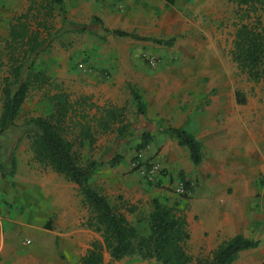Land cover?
<instances>
[{"label": "crops", "instance_id": "crops-1", "mask_svg": "<svg viewBox=\"0 0 264 264\" xmlns=\"http://www.w3.org/2000/svg\"><path fill=\"white\" fill-rule=\"evenodd\" d=\"M31 1L0 0V6L14 7L19 2H29L30 6ZM173 6H177V2H72L71 13L78 15L91 8L101 15L105 28L109 29L108 24L115 23L114 29L139 37L164 40L170 35V8ZM118 7H122L121 12ZM2 16L0 9V20ZM179 16L184 18L182 13L175 10L174 17ZM157 24L162 25L156 27ZM186 30L191 41L186 50L182 49L184 62L172 68L162 92L156 91L158 81H142L139 64L133 58L144 47L149 49L150 41L112 35L113 42L121 44L119 52L124 55V60L116 65V86L111 88L105 85L104 89L113 95L126 94L140 116L130 89V86L136 85L147 104L146 117H140L156 124L155 129L148 131L156 136L149 147L160 150L157 158H164L163 165L170 171L183 172L192 182L198 181V193L194 191L192 198H180L173 202H179V212L187 219L191 236L188 252L193 259L212 258L224 242L240 235L259 245L242 251L233 264H264V113L241 110L238 100L235 104L230 98L214 100V95L207 96L214 89V76L209 74L214 68V43L211 40L200 42L202 30L188 18ZM141 31H146V34ZM176 47L179 48V44ZM191 54L202 61H186ZM205 77L211 78L208 86L202 83ZM4 78L0 80V86ZM168 127L184 129L202 144L204 161L200 167L193 165L188 150L180 147L177 140L159 134V128ZM98 171L99 168L96 174ZM12 178L13 181L22 179L15 175ZM4 179L0 172V264H81L82 258L91 249L92 240L94 242L101 238L100 234L81 227L80 219L83 216L76 209L74 195L63 196L59 191L57 196L58 192L52 191L49 197V192L42 187L34 192L23 190L9 195L4 190ZM29 182L32 185V178ZM55 186V190L64 188L63 185ZM9 198L17 199L21 204L11 208L6 203ZM132 224L140 233L148 232V225L141 228L137 222ZM30 232L33 237L26 234ZM106 255L109 263H119H112L110 255L105 252V264H108ZM142 264L160 263L145 261Z\"/></svg>", "mask_w": 264, "mask_h": 264}, {"label": "rangeland", "instance_id": "rangeland-1", "mask_svg": "<svg viewBox=\"0 0 264 264\" xmlns=\"http://www.w3.org/2000/svg\"><path fill=\"white\" fill-rule=\"evenodd\" d=\"M66 2L68 4L55 10L52 40L38 59L39 65L50 77V82L43 88L31 90L16 121V127L13 129L14 134H21L27 121L46 117L51 109L49 101L56 95L67 96L71 103L83 99L88 100L91 107L88 108L87 114L94 120L92 122L94 143L89 145L86 141L82 148V157L85 163L96 161L100 164L99 171L95 174L98 176L95 177L92 185L105 193L111 204L120 207L131 223L137 222L141 228H146L151 212V202L154 198L167 200L172 205L174 201L180 199L182 194H185L181 191L180 172L170 171L163 165L164 158H157L160 150H154L151 147L142 152L137 150L141 144L142 134L155 129L156 124L138 116L134 104L131 99L126 97V94L125 96L113 95L104 89L105 85H109L111 88L116 86V65L124 60V55L119 52L121 44L116 41L113 42L112 35L105 33L104 28L93 21L95 17L102 19L98 12L90 8L86 12L82 11L78 15H72L71 3L177 2V6L170 8L172 11L170 35L163 40L175 38V45L170 48L150 42L149 49L144 47L141 49V53H136L133 56L139 64V71L141 72L139 75L142 81L145 79L151 82L158 81L156 91H163L168 74L172 73V68L178 67L184 62L182 49L186 50L191 41L190 34L186 30V18H188L202 30L200 42L205 43L211 40L214 43V68L209 73L214 76V89L207 93V96L214 95V100L230 98L235 104L239 98L242 101L241 104L237 103L239 109H250L264 113V81H251L232 60L231 53L234 49L236 31L242 24L240 19L242 12H239L236 4L227 0H67ZM28 6L29 2H19L14 7H10V5L0 6L3 12L0 20V80L8 73L7 55L3 50L8 37L9 21L18 15L25 14ZM121 10L122 7H118V11L121 12ZM175 10L182 13L184 18L174 17ZM259 14H262L260 9ZM108 25L110 30H115V23ZM159 25L162 24H157L156 27ZM145 32L141 31V33ZM108 37L110 39L107 40ZM177 44H179V48L176 47ZM146 55L156 58L159 66L151 68L146 61ZM186 61L200 63L202 59L191 54ZM163 73H167V75ZM178 77L183 78L182 76ZM210 82V77H205L202 80L206 86ZM149 85L148 82V93L150 94ZM134 87L138 90L136 85ZM108 95L110 97L107 99ZM115 110H122L120 112V115L123 113L122 118L119 115L116 120L110 117L109 113ZM1 112L2 98L0 97V114ZM263 116L260 117L263 118ZM102 120L105 128L99 124ZM124 125L128 127L124 130V134L120 135L119 130ZM78 130V127L72 128L70 126L68 138L75 141ZM9 146L10 144L0 137L1 161L7 163L8 172L12 169L6 159L12 154ZM154 152H156V161H154ZM31 154L28 140L24 139L14 150L17 164L14 175L18 178L20 176L22 179L19 178L15 181L12 177L4 179L6 183L5 192L9 195L23 190L34 192L41 190L42 187L45 192H49V197L52 191H57V196L61 191L63 196L73 194L76 209L83 216L80 219L81 227L89 229L87 222L90 213L77 186L68 183L63 177H57L51 169H46L37 164ZM114 159H119V164L116 167H110L109 163ZM53 176L59 180L53 179ZM30 177L33 180L32 185L29 182ZM34 181L38 182L36 183L38 186ZM192 183L194 191L198 193L200 187L198 181ZM55 185H63L64 188L55 190L53 189L56 187ZM192 197L193 195L190 196V198ZM6 203L11 208L21 204L17 199L11 198L7 199ZM133 208H136L134 213H138L136 216L133 215L134 213L127 212ZM26 234L33 237L32 232ZM99 237L101 239L96 241L103 242L101 235ZM106 257L107 263L111 264L108 255ZM143 262L138 258H130L116 264H142Z\"/></svg>", "mask_w": 264, "mask_h": 264}, {"label": "trees", "instance_id": "trees-1", "mask_svg": "<svg viewBox=\"0 0 264 264\" xmlns=\"http://www.w3.org/2000/svg\"><path fill=\"white\" fill-rule=\"evenodd\" d=\"M67 0H32L25 14L14 17L9 23L8 39L5 51L8 60V73L2 81V112L0 115V137L7 141L11 155L7 163L1 161L0 172L3 178L14 177L16 160L14 150L24 140H28L34 160L42 167L78 187L90 217L87 227L103 238V242L94 241L81 264H105L104 253L110 255L112 263L125 259L138 258L142 261H156L160 264H233L240 253L256 248L259 243L243 236H236L224 242L210 259H197L188 252L191 239L188 222L179 212V202L170 204L167 200L154 198L148 217V232L142 234L130 223L120 207L111 204L108 197L93 187V178L100 166L96 161L85 163L82 148L86 141L94 143L92 118L87 114L90 103L83 99L71 103L67 96L56 95L50 99L51 109L46 117H38L26 122L22 133L15 135L16 121L33 88H43L50 77L38 63L42 51L52 40L55 10L63 7ZM237 5L242 12V24L235 35L233 62L240 71L253 82L264 81V0H227ZM259 9L262 14H259ZM238 12V13H239ZM95 23L104 28L105 33L117 37H130L142 41L173 47L175 38L167 41L139 37L119 29L104 27L101 19L95 17ZM133 101L138 114L146 117L147 104L134 87L130 86ZM239 97V94H238ZM241 104V99L238 98ZM122 110L109 113L114 120ZM100 126L104 127L103 120ZM79 128L75 141L68 138V128ZM128 126L119 130L123 135ZM159 134L168 135L178 141L180 147L189 152L193 165L198 168L204 161L202 144L190 133L181 128H159ZM156 136L144 132L138 151H145L155 141ZM9 141H12L11 143ZM6 144V143H4ZM119 159L109 165L116 167ZM185 194L180 198L188 200L194 193L193 183L183 172L179 174ZM136 208L127 210L134 213Z\"/></svg>", "mask_w": 264, "mask_h": 264}, {"label": "built area", "instance_id": "built-area-1", "mask_svg": "<svg viewBox=\"0 0 264 264\" xmlns=\"http://www.w3.org/2000/svg\"><path fill=\"white\" fill-rule=\"evenodd\" d=\"M146 61L148 63V65L151 67V68H157L159 66V62L156 58L152 57V56H149V55H146ZM182 185V184H181ZM182 192H184V189L182 187L181 189ZM186 193V192H184ZM183 195V194H182ZM189 196H192V195H189Z\"/></svg>", "mask_w": 264, "mask_h": 264}]
</instances>
